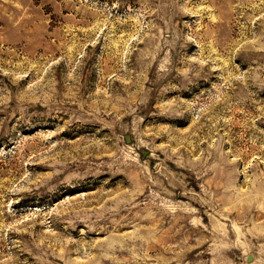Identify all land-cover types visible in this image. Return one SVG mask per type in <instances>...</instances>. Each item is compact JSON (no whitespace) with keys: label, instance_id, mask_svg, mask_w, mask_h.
<instances>
[{"label":"rangeland","instance_id":"1","mask_svg":"<svg viewBox=\"0 0 264 264\" xmlns=\"http://www.w3.org/2000/svg\"><path fill=\"white\" fill-rule=\"evenodd\" d=\"M0 264H264V0H0Z\"/></svg>","mask_w":264,"mask_h":264},{"label":"water","instance_id":"2","mask_svg":"<svg viewBox=\"0 0 264 264\" xmlns=\"http://www.w3.org/2000/svg\"><path fill=\"white\" fill-rule=\"evenodd\" d=\"M249 260H251V259H249Z\"/></svg>","mask_w":264,"mask_h":264}]
</instances>
